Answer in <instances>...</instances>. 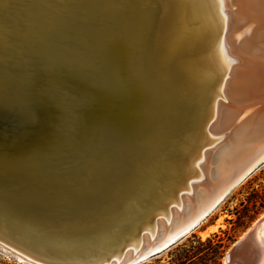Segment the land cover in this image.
Returning <instances> with one entry per match:
<instances>
[{"label": "bare ground", "instance_id": "bare-ground-1", "mask_svg": "<svg viewBox=\"0 0 264 264\" xmlns=\"http://www.w3.org/2000/svg\"><path fill=\"white\" fill-rule=\"evenodd\" d=\"M262 159V0H0L1 241L97 260L169 207L183 238Z\"/></svg>", "mask_w": 264, "mask_h": 264}, {"label": "water", "instance_id": "water-1", "mask_svg": "<svg viewBox=\"0 0 264 264\" xmlns=\"http://www.w3.org/2000/svg\"><path fill=\"white\" fill-rule=\"evenodd\" d=\"M229 10L231 13L232 11L236 10V8L231 7ZM243 62L244 60L232 61L230 64L231 66L230 72L237 65ZM256 65L261 66L259 62H257ZM231 77H232V74L230 73L228 74L226 80H229ZM220 99L224 100L225 102H229L225 98H220ZM229 134L230 132L228 131V133H226L223 138L217 141V143L225 140ZM263 162H264V159L257 162V164H255L253 167H250L251 165L246 166L245 169L242 171L244 172L243 176L228 191H225V193H224L225 188H227V186L231 182H233L239 175H241L242 172L240 174H237L225 180L223 179L221 181L215 182V186L217 189L222 187V190L219 194H222L223 192V195H221L220 199L217 200L215 205H213V207L207 213H205V215H203L197 221V223H195L191 228H193L200 221H202V219L205 218V216L208 215L209 212H211L215 207L219 205V203L222 200L225 199V197L229 194V192L238 183L244 180L250 173H252ZM179 191H180V188H179ZM172 200H177L174 203H176V205L179 204L178 200H180V195H179V198L176 197ZM170 206L172 207L173 203H171ZM169 209L158 211L154 216L152 217L150 216L146 224H144V227L137 228V230H135V232L133 233V238H132L133 241H127L126 243L124 242L125 244L123 243L118 249H116L115 252L110 253L106 257L100 258L97 260L76 261V260H64V259L63 260L62 259H50L47 257L32 254L24 250L23 248H21L19 245L8 241L7 239H5L6 241L4 239L2 241H4L3 242L4 245H6V248L10 252H22L28 255L31 258L30 262L32 264H138L152 256L159 254L165 249L169 248L188 231V229L185 231H181L179 232V234H177L173 238L169 236L170 234H173L174 232L179 231V228L181 226L179 224L172 223V212L170 213ZM162 217L168 220L169 228L166 230L161 228L160 218ZM263 220H264V216L257 218L253 222V224L250 226V228L247 231H245V233H243L239 239L233 242V244L229 247L228 251L225 254L226 261H227V263L225 264H264V252L261 249V247H258V243L256 239L257 229L259 228ZM147 234L150 236V238L147 237Z\"/></svg>", "mask_w": 264, "mask_h": 264}, {"label": "rangeland", "instance_id": "rangeland-1", "mask_svg": "<svg viewBox=\"0 0 264 264\" xmlns=\"http://www.w3.org/2000/svg\"><path fill=\"white\" fill-rule=\"evenodd\" d=\"M263 212L264 162L235 186L219 206L197 228L187 233L179 242H186V248L193 249L199 245L197 237L201 240L212 238L214 241L221 238L227 245L221 258V264H225L224 257L229 247L242 236ZM173 257L174 255L167 248L156 257H150L140 263L149 262L150 259H153V262L158 261L168 264ZM214 259L213 249L206 245L201 248L198 256L187 260L186 264H216ZM0 264L29 263L18 261L14 255L4 252L0 248Z\"/></svg>", "mask_w": 264, "mask_h": 264}, {"label": "trees", "instance_id": "trees-1", "mask_svg": "<svg viewBox=\"0 0 264 264\" xmlns=\"http://www.w3.org/2000/svg\"><path fill=\"white\" fill-rule=\"evenodd\" d=\"M238 218H240V216H238ZM196 237V236H195ZM182 239V238H181ZM180 240H178L177 242H175L173 245H171L168 249L169 252L174 255V257L171 259L170 263H174V264H186L187 260H190L191 258L198 256V254L201 251V248L203 246H210L213 249V257H215V263L216 264H221V258L225 252V247H227V245L222 241L221 238L216 239L215 241L212 238H207L206 240H201V238L197 237V241L199 243L198 246L194 247L193 249H187L184 243L179 242ZM158 255V254H157ZM152 256L153 258L156 257ZM157 262V263H155ZM153 262V259H150L149 262H143L140 264H164V263H160L158 261ZM196 264V263H195ZM203 264V263H201Z\"/></svg>", "mask_w": 264, "mask_h": 264}, {"label": "snow or ice", "instance_id": "snow-or-ice-1", "mask_svg": "<svg viewBox=\"0 0 264 264\" xmlns=\"http://www.w3.org/2000/svg\"><path fill=\"white\" fill-rule=\"evenodd\" d=\"M262 2H264V0H262Z\"/></svg>", "mask_w": 264, "mask_h": 264}]
</instances>
